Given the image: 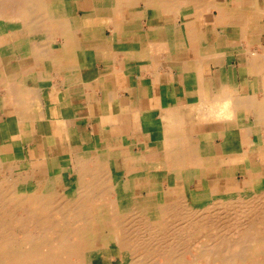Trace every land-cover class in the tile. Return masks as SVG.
Returning a JSON list of instances; mask_svg holds the SVG:
<instances>
[{"label": "crops", "instance_id": "obj_1", "mask_svg": "<svg viewBox=\"0 0 264 264\" xmlns=\"http://www.w3.org/2000/svg\"><path fill=\"white\" fill-rule=\"evenodd\" d=\"M0 157L145 207L264 183V0H0Z\"/></svg>", "mask_w": 264, "mask_h": 264}, {"label": "bare ground", "instance_id": "obj_2", "mask_svg": "<svg viewBox=\"0 0 264 264\" xmlns=\"http://www.w3.org/2000/svg\"><path fill=\"white\" fill-rule=\"evenodd\" d=\"M1 157L0 169L12 174L14 169L6 167L10 161L4 162ZM84 169L87 173L90 167ZM101 179L88 173L65 190H49L52 184L47 180L30 185L28 179H17L13 174L2 178L0 264H104L101 251L108 235L112 239L105 246L117 264H264V191L258 190L264 183H249L248 188L254 192L249 196L236 192L234 203L207 198L202 206L194 207L191 203L195 201L183 197L145 207L128 194L125 185L111 193L104 191ZM234 187L242 188L236 182ZM54 203L58 204L55 211L51 208ZM94 204L100 205L99 214L94 212ZM104 207L109 216H103ZM15 208H19L20 216L14 215ZM126 212L131 214L128 225L123 222ZM102 225L105 233L100 230ZM225 226L228 229H223ZM203 229L208 231L205 241L226 230L228 237L221 241L217 238L209 247L201 242L199 247V237L196 243L192 240ZM180 237L189 240L182 242Z\"/></svg>", "mask_w": 264, "mask_h": 264}, {"label": "rangeland", "instance_id": "obj_3", "mask_svg": "<svg viewBox=\"0 0 264 264\" xmlns=\"http://www.w3.org/2000/svg\"><path fill=\"white\" fill-rule=\"evenodd\" d=\"M2 159V161H4V162H7V159H5V158H1ZM6 167H8V169L9 168H11V169H14V171H13V176L15 177V178H20V179H24V178H26V179H28V181H29V184L30 185H33L34 183H37V182H42V181H44L43 179H41V176H42V173L41 172H34V173H32L30 176H27V174H25L24 172H21L20 170H18V168H17V166L15 165V163L14 162H10V164H8V165H6ZM14 167V168H13ZM3 169H5V168H3ZM17 169V170H16ZM16 170V171H15ZM3 171V172H2ZM10 173V171L9 170H6V172L4 171V170H2V169H0V180L2 179V178H4L5 176L7 177V176H9V175H12V174H9ZM35 173H36V175H35ZM104 180L103 179H101V182H100V184H102V186H104L102 189L104 190V191H106V192H108L109 193V191H110V193L113 191V188L112 187H110L109 185H108V182L105 180L104 182H103ZM103 182V183H102ZM103 184H106V186L105 185H103ZM233 184H234V182H233ZM108 186L110 187V189H108L107 190V188H108ZM239 190H240V187H234V186H232V187H230L229 188V191H226V192H224L223 193V195H217V196H213V197H211V200H217V199H220V198H222L223 200L224 199H226V200H228V201H231V202H235V198L233 197L234 195H236L237 193L236 192H239ZM258 190L259 191H264V185H260V187L258 188ZM102 191V190H101ZM245 192H240L238 195H246V196H249V195H251L254 191H252V190H250V189H247V190H244ZM246 191H248V192H246ZM44 192H48L47 190L46 191H44ZM235 193V194H234ZM114 195V194H113ZM237 197V196H236ZM234 200V201H233ZM227 201V202H228ZM230 202V203H231ZM188 203V205L190 206V203H191V201H189V202H187ZM197 203V204H196ZM210 203H212L213 204V206L216 204V201H212V202H210ZM192 205H194V207H199V206H202L201 204H202V201H196V202H192L191 203ZM205 204V203H204ZM54 206H52L51 208L52 209H54V211L56 210V209H58V207L56 206V205H58V204H56V203H54L53 204ZM211 205V204H210ZM217 205V204H216ZM9 206V205H8ZM122 207V208H121ZM126 206H120L119 208H121V209H124ZM214 208V207H213ZM92 209V208H91ZM93 210H94V212L95 213H97V214H99V212L101 211V207H100V205H98V204H94V206H93ZM106 210H107V207H104L103 208V211H105V213H103V216H109L108 215V213L106 212ZM18 213H17V212ZM127 213V212H126ZM19 214H21L20 213V211H19V208H15V210H14V215L15 216H20ZM88 215L89 216H91L92 215V210H89V213H88ZM124 215H126V219L125 220H123V222L125 223L124 225H128V224H130V218H131V214H125L124 213ZM127 216H128V218H127ZM91 221H94V218H92L91 219ZM129 222V223H128ZM132 222V221H131ZM100 225V222H98V226ZM102 228L100 229L101 230V232H106L105 231V225H102L101 226ZM223 229H228V228H226V226H225V228H223ZM208 231L207 230H204L203 229V231H198L197 233H196V236L193 238V240L192 241H194L195 243H196V239L198 238L199 240H198V242H200L199 244H198V246L200 247L202 244H201V242L202 243H204L203 245H204V247H209V245H211L210 243L212 242L213 243V241L214 242H217V240H219V241H221L222 239H226L227 237H228V234H227V232H229L228 230H226V231H224V234L223 233H220L219 232V235L218 234H216V236L217 237H215V238H213V240H208V241H205L204 240V237L205 236H207L208 235V233H207ZM200 234V235H199ZM207 234V235H206ZM231 234V233H230ZM202 236V237H201ZM219 236V237H218ZM222 236H224L223 238H222ZM226 236V237H225ZM181 238V237H180ZM217 238H219V239H217ZM108 239V240H107ZM107 239H105L104 240V245H106L108 242H110L111 241V239H112V237L111 236H109L108 235V238ZM182 239V238H181ZM217 239V240H216ZM183 241L182 242H187L189 239L188 238H186V237H183V239H182ZM202 240V241H201ZM207 240V239H206ZM108 241V242H107ZM209 244V245H208ZM172 244H170V246H171ZM95 246V245H94ZM172 247H177V249H178V246L175 244V245H172ZM199 249V248H198ZM108 252V247L107 246H105L104 247V256H106L105 254ZM114 262H108L107 264H113ZM114 264H116V263H114Z\"/></svg>", "mask_w": 264, "mask_h": 264}]
</instances>
